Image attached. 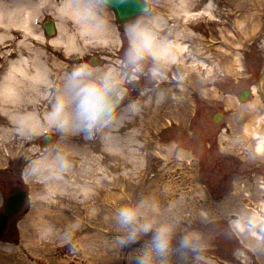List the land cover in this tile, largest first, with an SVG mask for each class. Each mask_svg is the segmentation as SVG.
I'll return each mask as SVG.
<instances>
[{
	"label": "rangeland",
	"instance_id": "obj_1",
	"mask_svg": "<svg viewBox=\"0 0 264 264\" xmlns=\"http://www.w3.org/2000/svg\"><path fill=\"white\" fill-rule=\"evenodd\" d=\"M31 1L42 2L29 17L39 37H29L33 45L43 47L39 43L50 42L36 26L49 13L57 25H65L77 35L75 22L55 10L65 0ZM188 1L195 15L186 25L175 15L179 0H147L167 20L172 33L188 27L195 38L189 42L191 48H200L217 70L202 75L186 65L157 69L167 81L176 79L168 87H174L171 93L180 99L183 109L178 119L164 118L159 120L161 124L146 127L147 133L139 140L145 149L141 152L144 159L133 168L126 158L106 152L98 135L88 139L82 172L83 178L90 172L88 180L95 179V190L82 193L76 187L71 168L77 171L78 164L63 174L64 190L45 182L37 172L30 174L25 167L29 160L45 155L57 142V134L48 132L35 138L30 156L23 154L28 148H23L25 140L17 136L4 139L0 146V207L15 182L26 190L27 199L0 237V264H126L124 253L113 243L117 231L113 213L122 203L145 194L162 205H174L186 218L185 226L200 234L199 250L189 251L181 264H264V147L260 152L256 148L258 141L264 140V83L262 95L255 90L264 70V0H213L214 18L199 12L200 4L208 0ZM2 2L14 5V0ZM108 19L116 29V45L106 41L107 46L100 47L98 41L89 40L92 43L85 49L88 59L97 52L104 57L98 64L115 63L126 47L125 24L118 31L109 9ZM48 50L55 58L58 53L65 55L59 45ZM233 55H238L239 64ZM47 60L52 64L53 59ZM187 75L195 80L180 82ZM200 77L206 85L198 84ZM158 80L149 62L127 85L125 103L140 100ZM242 90H249L245 101L238 98ZM217 114L220 118L214 122ZM258 118L259 135L252 133L251 126L246 132L247 124Z\"/></svg>",
	"mask_w": 264,
	"mask_h": 264
},
{
	"label": "clouds",
	"instance_id": "obj_2",
	"mask_svg": "<svg viewBox=\"0 0 264 264\" xmlns=\"http://www.w3.org/2000/svg\"><path fill=\"white\" fill-rule=\"evenodd\" d=\"M125 0H121V3ZM114 0H72L69 8L76 20L92 31L109 27L108 9ZM166 21L144 0L139 13L124 25L126 47L112 64L80 60L64 68L59 84L54 87L50 106L37 123V117L22 112L15 118L16 131L25 140L54 132L56 143L45 155L31 163L30 174L42 169L56 174L68 171L72 162L64 142L74 136L94 139L120 126L138 114V99L127 100V85L143 73L151 62L154 74L170 59L171 45L164 35ZM116 233L114 245L125 256L126 264H181L189 251H198L201 236L186 227V218L172 204L167 206L145 194L122 203L113 213Z\"/></svg>",
	"mask_w": 264,
	"mask_h": 264
},
{
	"label": "bare ground",
	"instance_id": "obj_3",
	"mask_svg": "<svg viewBox=\"0 0 264 264\" xmlns=\"http://www.w3.org/2000/svg\"><path fill=\"white\" fill-rule=\"evenodd\" d=\"M71 2L72 0H65L64 2L57 5L55 10L60 13H65L73 22H75L78 31L77 35H74V32H69L65 25L59 24L57 25L56 31L53 28V31L57 34L55 35L56 38L50 40L49 42L50 46L52 47H57V45L61 47L66 55V62H68L70 60L69 58L73 55L84 57L85 49L89 47L90 43H92L89 42V40L98 41L100 47H106V41H109L111 43L110 45H116V29L112 27L110 21L109 27L106 31L89 30L82 26L72 14L69 8V4ZM179 2L180 9L175 12V15L181 19H184L185 24L188 25V22L193 17L192 15H195L189 8L191 1L179 0ZM7 4V2L0 3V30L1 27L5 25L4 17L7 18L8 16H12L13 18L18 19V21L22 24L24 38L29 39V37H38V35L31 31V19L29 17H32L33 13L39 10V6L42 4V2L35 3L31 0H14V5L8 6ZM214 5L215 2L213 0H208L204 3H201L199 6V12L201 11V14L203 13L210 18H214ZM11 8H13V10ZM61 15L62 14H59L58 16L61 17ZM44 25L45 24H43V27ZM39 28H42V24L39 26ZM118 31L120 30L118 29ZM163 34L168 37L169 43L171 45L170 59L164 65H169L170 67L177 66V69L186 65L189 70L193 71L195 69L202 75H204L206 72L210 73L211 71L217 70V67L212 66L209 60L204 57V52H202L200 48H191L189 42L195 41V38L192 35L193 33L190 31V29L188 30V27L172 33L168 26H166ZM75 36L81 38L76 40ZM233 56V60L239 64L238 55ZM58 60L59 59L55 58L52 61L50 71L49 67L47 66V61H42L41 54L37 53L33 60H31L29 63L32 65L33 69H25L23 65L27 61L21 60L22 63L21 61L15 63L13 69L4 77L3 81L0 83V124L5 123L6 126H0V146L4 144V139H7V137L9 138L17 136L18 139L25 140L16 131L15 118L20 113H32L37 117L38 124L43 123V117L50 106L49 98L54 91V87L59 84L60 78L65 68L64 64L58 62ZM14 70L16 73H14ZM155 75L159 78L157 86L153 90H149L148 92L144 93V95H142L140 98V112L126 119L122 125L108 130L102 136V140L106 148L105 151L112 153L113 155L126 158L129 160L128 165H132V168L137 161H142L144 159V154L141 152L145 149L141 146V144H139V140L144 137L146 127H150L154 122L161 124L160 122L164 120V118L178 119L181 108L183 109V106L179 104L181 103L180 99L176 96H173L171 93L174 87H168V85H170L176 79H169L167 81L160 72ZM185 77L180 79V82L184 83L187 82L188 79L193 78V76L189 75ZM193 79L195 80V78ZM168 82L170 83L168 84ZM198 84L204 86L207 84V81L200 77L198 78ZM166 86L167 89L165 88ZM258 100H260V98H258ZM250 115H252V113H250L249 116ZM260 122L261 119L258 118L248 123L245 129L246 132H249V128L251 126L252 133L255 136H258L259 131L256 125ZM155 123L154 125H156ZM50 138L51 135L47 136V139L50 140ZM34 140L35 139L25 140L23 148L26 146H28V148H24V155L30 156L31 154H34L32 149ZM88 143L89 140L81 136L71 137L64 142L65 149L70 154L72 167H75L76 164L79 165L77 171L76 169L71 168V170L74 172L71 173L77 180H74L76 187H79L82 193L95 190L96 185L95 179L90 181V172H87V176L84 178L82 174L84 171L83 167L86 165L85 160L89 152ZM134 146L137 148L134 149ZM263 147L264 140L261 139L258 141L256 148L260 152L262 151ZM37 160H39V158ZM32 162L33 161L29 160L25 167L29 169ZM66 172L56 174L51 170L42 169L37 173L44 179L45 182L54 183L55 186L59 187L60 189L66 190L67 185H65L63 178V174H66ZM77 173L80 175V177L77 176ZM88 178H90V180H88Z\"/></svg>",
	"mask_w": 264,
	"mask_h": 264
},
{
	"label": "flooded vegetation",
	"instance_id": "obj_4",
	"mask_svg": "<svg viewBox=\"0 0 264 264\" xmlns=\"http://www.w3.org/2000/svg\"><path fill=\"white\" fill-rule=\"evenodd\" d=\"M4 21H5V25H3L0 30V83L3 81L4 77L8 74V72H10L13 69V66H15V63H18V61L26 60L27 62L24 63L23 67L25 69H29V68L33 69L32 65H30L29 63L31 60H33V58L35 57L37 53L41 54L42 61L45 60L47 61L48 65L49 63L51 64V62L48 63L47 58L54 60L55 54H53L52 52L48 50V49L52 50L51 48L52 46H50L49 42L42 41L41 43H39L41 46L43 44L46 45V46L43 45L44 48L37 46V45H33L34 40H28L26 38H24L23 40V31H22L23 26L18 21V19H15V18L13 19L12 16H8L7 18L4 17ZM45 21L46 20L44 19V21L41 22L42 24L41 30H42L43 36L45 38H48L49 40L52 37H47L45 34V30L43 27V24ZM40 25H37L38 29ZM31 31H34L33 26H32ZM30 41H33V42H30ZM57 57L60 58L58 62L64 64L65 67L73 63L79 62L80 60H87L86 58H82V59L69 58L70 60L66 62V59H67L66 56L61 55L60 53L57 54ZM100 58L101 60L104 59L102 55L97 54L96 57L91 56L88 59V61H91V60L98 61ZM102 64H105V63L102 61ZM49 69L51 71V67ZM14 73H16L15 70H14ZM15 184L17 185V182H15ZM13 186L14 184L11 187Z\"/></svg>",
	"mask_w": 264,
	"mask_h": 264
},
{
	"label": "water",
	"instance_id": "obj_5",
	"mask_svg": "<svg viewBox=\"0 0 264 264\" xmlns=\"http://www.w3.org/2000/svg\"><path fill=\"white\" fill-rule=\"evenodd\" d=\"M144 0H125L121 3V0H114V3L111 6V10L115 13L117 23L120 25L124 21H127L128 18L133 17L135 14L139 13ZM46 33L49 35L52 33V25L46 27ZM264 81V70L260 76V86ZM249 95V90H243L239 99L244 101ZM220 116L214 118V122H218ZM46 139L45 142H47ZM25 201V192L21 190H16L14 193L10 194L7 197V201L4 207L6 215L0 214V236L2 235L4 228L6 226V221L9 216L16 214L22 207Z\"/></svg>",
	"mask_w": 264,
	"mask_h": 264
}]
</instances>
